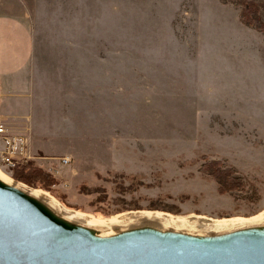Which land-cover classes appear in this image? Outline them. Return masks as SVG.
I'll return each instance as SVG.
<instances>
[{
  "label": "rangeland",
  "instance_id": "1",
  "mask_svg": "<svg viewBox=\"0 0 264 264\" xmlns=\"http://www.w3.org/2000/svg\"><path fill=\"white\" fill-rule=\"evenodd\" d=\"M249 1L262 0H0L32 41L30 86L0 99L30 157L6 166L0 138V170L96 219L260 213L264 10L261 27L247 24ZM27 54L25 35L5 58ZM31 163L49 176L42 187L13 177ZM221 168L238 188L219 189Z\"/></svg>",
  "mask_w": 264,
  "mask_h": 264
},
{
  "label": "water",
  "instance_id": "2",
  "mask_svg": "<svg viewBox=\"0 0 264 264\" xmlns=\"http://www.w3.org/2000/svg\"><path fill=\"white\" fill-rule=\"evenodd\" d=\"M18 182L0 178V264H264V223L210 233L145 221L105 232Z\"/></svg>",
  "mask_w": 264,
  "mask_h": 264
},
{
  "label": "bare ground",
  "instance_id": "3",
  "mask_svg": "<svg viewBox=\"0 0 264 264\" xmlns=\"http://www.w3.org/2000/svg\"><path fill=\"white\" fill-rule=\"evenodd\" d=\"M0 178L6 182L13 183V179L8 175L4 174L1 170H0ZM16 185L20 186L24 190L30 191L32 194L36 196L45 194V198L48 200L47 201L48 204L52 208H55L57 211H60L62 213L66 212L67 214L65 215L66 218L78 219V221L80 222H83L82 220H84L85 222L83 224L93 226L95 228H101V230H104L105 232H111L115 230L117 226L116 223H120L121 226H129L133 223H141V222L146 223L145 221L154 224L156 223V225L158 226H165V227L173 226L175 229H179V230L210 232V233L214 231L223 232L246 225H255V224L264 223V210L250 217L233 218V219L232 218L212 219L203 216H195L193 218H190V217L173 215L167 212L148 211V210L135 211V212H140L139 214H137V216H135L136 215L135 212H129V213H120L110 218L96 219L88 215H85L79 211H76L74 209L66 208L62 203H60L48 192L42 189L28 188L27 185H25L22 182H18ZM141 213L146 214L147 216H144ZM154 214L161 217L155 218L154 216H150ZM132 217H136V218H132ZM146 218L157 219L159 220V222L156 220H146Z\"/></svg>",
  "mask_w": 264,
  "mask_h": 264
},
{
  "label": "crops",
  "instance_id": "4",
  "mask_svg": "<svg viewBox=\"0 0 264 264\" xmlns=\"http://www.w3.org/2000/svg\"><path fill=\"white\" fill-rule=\"evenodd\" d=\"M25 35L28 37V54L17 64L10 65L9 59L5 57L8 56L12 59V62L15 61ZM31 46L32 41L28 33V26L23 23L22 20L20 21L13 16L0 13V99L6 92H13L14 90L21 89L20 86L23 88L30 86L27 79L31 78V71L29 69V72H27L25 69L26 65L29 63L25 64V59L29 58ZM22 65L25 66V68L21 69ZM23 113L26 114L25 112ZM0 116L6 121L5 125H7V130L13 133L12 126L20 122L19 116L11 114L10 117H8L1 113ZM7 118H9L8 121Z\"/></svg>",
  "mask_w": 264,
  "mask_h": 264
},
{
  "label": "trees",
  "instance_id": "5",
  "mask_svg": "<svg viewBox=\"0 0 264 264\" xmlns=\"http://www.w3.org/2000/svg\"><path fill=\"white\" fill-rule=\"evenodd\" d=\"M245 4L246 5L243 8L244 10H242L243 21L247 24H254L256 27H261L263 23L261 20V15H259L258 11L259 9L264 10V0L259 2L249 1ZM32 164L33 163L21 168L14 169L13 177L25 183L39 185V187H42L44 179L49 176L46 173H42L41 170L38 169V167ZM210 173L218 182L220 187L219 189L221 191L231 190L239 187L237 180L230 178V169H214Z\"/></svg>",
  "mask_w": 264,
  "mask_h": 264
},
{
  "label": "built area",
  "instance_id": "6",
  "mask_svg": "<svg viewBox=\"0 0 264 264\" xmlns=\"http://www.w3.org/2000/svg\"><path fill=\"white\" fill-rule=\"evenodd\" d=\"M0 138L2 139L1 161L8 167L14 168L30 157L26 146V136L10 134L3 118L0 116ZM60 165H65L69 159L60 157Z\"/></svg>",
  "mask_w": 264,
  "mask_h": 264
}]
</instances>
